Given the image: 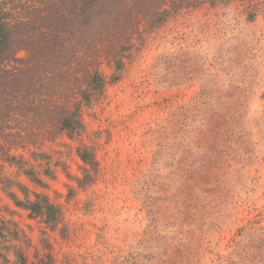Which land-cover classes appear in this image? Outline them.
Wrapping results in <instances>:
<instances>
[{
  "label": "rangeland",
  "instance_id": "obj_1",
  "mask_svg": "<svg viewBox=\"0 0 264 264\" xmlns=\"http://www.w3.org/2000/svg\"><path fill=\"white\" fill-rule=\"evenodd\" d=\"M102 71L110 76L113 69L104 63ZM83 116L82 140L98 161L85 187L72 179L84 177V163L66 135L43 148L57 174L43 176L48 188L15 166L3 170L26 184L32 199L46 192L64 209V223L45 228L0 185V206L9 208L0 213L28 235V264L47 262L48 253L51 264H181L185 250L194 264H264V0L182 8L146 36L121 78ZM223 122L228 134L216 143L229 160L222 196L186 202L199 190L186 175L205 164L213 149L208 135ZM2 254L8 262L0 257V264H13L12 253Z\"/></svg>",
  "mask_w": 264,
  "mask_h": 264
},
{
  "label": "trees",
  "instance_id": "obj_2",
  "mask_svg": "<svg viewBox=\"0 0 264 264\" xmlns=\"http://www.w3.org/2000/svg\"><path fill=\"white\" fill-rule=\"evenodd\" d=\"M11 1L17 4L8 7L6 0L0 1V185L17 207L28 211L30 218L56 230L64 223L63 206L46 192L34 191L32 199V190L26 184L5 175L6 165L17 167L34 185L48 188L43 176L56 179L57 174L48 167L52 156L43 148L66 135L78 142L76 153L84 163V177L72 179L85 187L98 161L95 148L82 140L86 131L84 107L104 96L107 85L121 78L128 63L143 48L146 36L169 17L182 8L216 6L231 0ZM20 51L26 54L19 56ZM104 63L113 69L110 76L102 71ZM225 123L215 126L208 135L213 149L205 164L203 160L198 162L197 172L186 175L185 182L199 189L188 194L186 202H214L215 197L222 196L217 193L225 188L223 167L229 160L223 156V146L216 143L225 142ZM19 150L27 151L39 163L18 154ZM67 187L72 196L74 187ZM5 210L9 208L0 206V211ZM61 232L64 235V226ZM42 235L48 245L47 232L43 230ZM28 240L16 221L0 213V257L5 262L8 258L2 251L14 255L13 264H28L24 255ZM46 255L48 261L42 258L41 263L51 264V254ZM180 257L181 264H194L195 255L188 250Z\"/></svg>",
  "mask_w": 264,
  "mask_h": 264
}]
</instances>
